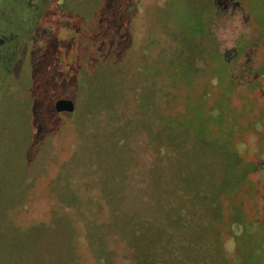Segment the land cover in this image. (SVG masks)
Returning a JSON list of instances; mask_svg holds the SVG:
<instances>
[{
	"label": "rangeland",
	"instance_id": "rangeland-1",
	"mask_svg": "<svg viewBox=\"0 0 264 264\" xmlns=\"http://www.w3.org/2000/svg\"><path fill=\"white\" fill-rule=\"evenodd\" d=\"M51 23L0 89V264H154L145 239L175 235L195 193L218 205L204 235L253 226L223 263L252 264L264 0H63Z\"/></svg>",
	"mask_w": 264,
	"mask_h": 264
},
{
	"label": "trees",
	"instance_id": "trees-1",
	"mask_svg": "<svg viewBox=\"0 0 264 264\" xmlns=\"http://www.w3.org/2000/svg\"><path fill=\"white\" fill-rule=\"evenodd\" d=\"M70 122L72 123V121ZM70 122H64V124L67 125ZM220 188V186L216 188L218 197L222 194V189ZM209 200H211L210 195L195 193L194 202H191V206L187 205L188 208L184 210L186 216L177 215L175 218L174 231L176 234L172 236L166 227L161 226V231L165 234L164 237H168L164 238L156 248H153L156 244L152 245V240L146 238L145 244H148L150 249H147L145 256L153 255L154 264H223L228 256L227 250L230 248L228 244L230 242L234 245L242 243V237L246 235L248 227L252 229L253 226L249 225L248 221L235 219L232 222L226 218V221H223L215 217L213 218V227L209 228V231L213 232L212 234L214 235H204L202 232L204 227L202 228V222L199 219L201 217L199 215L204 209L208 213H215L218 210L217 204H213L210 207L207 206ZM233 223L235 225L244 223V234L242 230V233L238 231L241 228L232 230ZM150 227L149 225L148 228L150 229ZM136 230L143 231L144 228L138 226ZM254 231L248 234L249 241L247 243L252 254L250 256L252 264H264V230L261 232L258 227H255ZM131 232L133 233V231ZM135 241L137 242V240Z\"/></svg>",
	"mask_w": 264,
	"mask_h": 264
},
{
	"label": "flooded vegetation",
	"instance_id": "flooded-vegetation-1",
	"mask_svg": "<svg viewBox=\"0 0 264 264\" xmlns=\"http://www.w3.org/2000/svg\"><path fill=\"white\" fill-rule=\"evenodd\" d=\"M62 8L63 0H0V89L23 52L43 43L40 32L59 22Z\"/></svg>",
	"mask_w": 264,
	"mask_h": 264
},
{
	"label": "water",
	"instance_id": "water-1",
	"mask_svg": "<svg viewBox=\"0 0 264 264\" xmlns=\"http://www.w3.org/2000/svg\"><path fill=\"white\" fill-rule=\"evenodd\" d=\"M57 115L65 122H69L73 120L76 106L73 101H66V100H58L55 103Z\"/></svg>",
	"mask_w": 264,
	"mask_h": 264
}]
</instances>
